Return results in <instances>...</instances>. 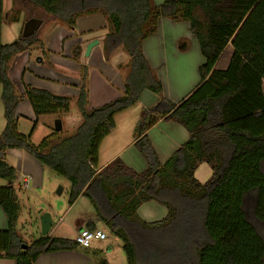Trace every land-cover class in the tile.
<instances>
[{"label":"trees","instance_id":"16d2710c","mask_svg":"<svg viewBox=\"0 0 264 264\" xmlns=\"http://www.w3.org/2000/svg\"><path fill=\"white\" fill-rule=\"evenodd\" d=\"M30 8L42 9L70 29L83 15L102 14L110 27L104 37L106 60L121 46L130 57L125 93L93 109L88 69L82 65L76 99L82 122L74 132L55 130L39 144L31 141V133L19 132L18 104L29 100L35 127L43 115L68 113L72 100L30 85L23 96L16 92L9 64L39 41L38 32L4 44L2 26ZM163 17L188 21L206 59L200 85L178 104L165 98L163 84L142 51L143 41ZM229 45L233 54L228 67L215 69ZM80 52L75 48L76 57ZM263 81L264 0H171L160 6L151 0H13L7 16L0 11V102L6 120L0 153L22 149L65 177L69 204L80 196L91 201L122 241L127 264H264ZM146 90L160 96L146 111L136 142L147 168L136 172L116 158L98 172L99 145L114 128L115 115L136 105ZM162 118L181 124L190 135L164 164L145 134ZM203 162L213 170L204 183L195 178ZM16 178V169L0 157V179L8 182L0 186V208L8 221V228L0 230V258L35 264L44 254L81 248L76 239L47 235L28 244L19 237ZM152 200L168 212L162 220L147 222L137 211ZM96 264L110 263L100 258Z\"/></svg>","mask_w":264,"mask_h":264},{"label":"crops","instance_id":"0c3cea01","mask_svg":"<svg viewBox=\"0 0 264 264\" xmlns=\"http://www.w3.org/2000/svg\"><path fill=\"white\" fill-rule=\"evenodd\" d=\"M151 1L154 6H160L164 2L171 0ZM12 8L13 0H0V11L3 10L6 16ZM21 16L22 14H20V17L17 21L20 20ZM25 17L26 16H24V18ZM166 20L172 23L186 24L189 31L191 32L190 23L188 21H173L170 18H160L155 33L148 36L143 41L142 51L150 66L156 72L157 78L163 84V95L165 96V98L172 103L178 104L200 85V67L205 64L206 59L201 54L199 41L193 34L191 38L187 39V41L184 38L176 41H171L166 36L164 30V22ZM41 22L42 20L37 18L35 15L27 21L26 19H24L22 22V28L19 33V37H16V40H18L21 36L38 32L41 29ZM52 23L53 24H50L47 29L44 28V31H42L41 33L40 39L44 43V47H39V50L46 53L37 55L50 57L52 64L54 65L55 73L51 77L46 72L47 70L39 72L37 71L38 66H35L36 70H33L29 67L31 56L35 50L32 51L31 49H29L25 52L17 54L15 57H13L9 64L8 73L18 95L23 96L25 94V86L30 85L36 88L48 90L56 95L70 97L72 100L71 107L72 105H74L77 108L76 99L81 84L82 65H85L87 67L89 74V109L101 107L105 104H108L109 102L117 99L125 93V71L128 68L130 57L127 55V53L121 51L119 47L117 51L110 57V59L106 60L104 53V37L109 32L110 27L106 18L102 14H87L79 17L75 29H70L65 25L63 26V24L61 23ZM57 26L60 30L57 38L62 42L60 51L46 48L45 46L48 40L46 32H53L57 28ZM66 28L67 30H65ZM1 35L3 36V33ZM50 39L51 38H49L48 42L50 41ZM95 39L99 40V44L92 48L89 56H85L87 45ZM152 41L159 42L158 46L160 48L170 50L173 59L186 60L184 79H170L165 82L161 72V70L165 67V62L161 60V62L157 65L153 62L151 56L148 55V45ZM77 47L81 49L78 57H76L74 54V50ZM181 47L185 50L181 51ZM229 48L232 49L231 53L225 58V60L222 61L224 52H226ZM192 49L199 50V58H194L189 55V52ZM232 54L233 48L229 45L220 55L214 68L218 70L226 69L230 63ZM62 75L64 76V79H59V77L62 78ZM193 76L195 77L194 80L192 79ZM146 91L143 92L140 99H142V97L146 94ZM159 100L160 97L158 98L149 95L148 100H146L148 101V108H143L144 111L141 112L142 116L140 119L139 116L136 115L132 116L131 114H123L124 112L129 111V109L125 110L121 114L119 113L115 115L113 130H111L108 135L103 138L99 145L95 166L98 172L105 168L116 158H121L127 166H129L136 172H143L147 168V162L145 158L141 155L136 147V142L141 136L139 133L138 123L143 120L142 118H144L146 111L157 105ZM16 116L19 132L26 135L30 133L33 134L37 126L36 125L34 127L33 125L36 120V116L29 100L23 99L18 104L16 109ZM43 116L38 119V123ZM51 116H53L55 120L58 119L57 116ZM72 118L75 120H73ZM59 119H61L62 122L61 131H67V134L74 132L82 122V116L79 110L77 113H73L72 116L71 112L69 111L64 115H61ZM70 121H72V123ZM69 123L72 126L66 129V125ZM5 125L6 120L4 117V106L2 102H0V134L3 132ZM50 128L51 133L55 131V128ZM119 128L121 130L117 131V129ZM145 134L149 137L162 164H164L171 157L174 151L180 145L185 143L190 137L188 131L184 126L175 121H166L163 118L159 119L157 123L150 126L146 130ZM0 157L16 169L17 178L13 183L15 189V183L17 182H21L23 187H25L24 178L26 176L30 177L29 186L27 188L30 187L31 182L33 183V186H43L44 170L42 168V165L29 153L22 149H8L6 152L0 153ZM212 174L213 170L207 162L201 163L195 170V178L202 183L209 180ZM82 197L84 196H80L72 205L69 204L63 215L59 217V223L65 221V216L67 217V215H69V211L71 212V210L76 207L79 201H81ZM51 208L48 212L51 214L53 227V212L59 213V211H52L53 208ZM137 212L143 220L147 222H154L162 220L167 215L168 211L164 205L152 200L143 203L138 208ZM42 214L43 213H40V215L37 216L39 228L41 231V236L39 237L38 234L28 235L27 233H25V230L18 228L17 223L18 235L26 243L31 244L40 239V237H43L41 228ZM68 224L72 226L71 231L58 233L53 237L76 239L78 232L82 229L102 230L107 234V238L109 237L106 225L98 217L95 210L94 212L87 211V214L85 213L78 215L75 218H71L68 221ZM7 228V218L0 208V230H6ZM105 240H95L89 248L81 247L74 251H58L44 254L39 257L35 264H96L100 258H105L107 261H109L110 264H115V262L120 261L121 258L118 252H116L118 250L116 248L120 247V243H117L118 238L115 236L113 239H109V241L107 242H104ZM0 264H17V262L14 259L0 258Z\"/></svg>","mask_w":264,"mask_h":264},{"label":"rangeland","instance_id":"374dc122","mask_svg":"<svg viewBox=\"0 0 264 264\" xmlns=\"http://www.w3.org/2000/svg\"><path fill=\"white\" fill-rule=\"evenodd\" d=\"M24 13V14H23ZM22 16L19 21H6L3 23L2 26V33L1 40L4 44L12 43L16 40V37H19V33L21 31L22 22L24 19L26 21L28 19H31V16L35 15L37 18L41 19V29L38 31V39L39 41L35 43L30 49L34 51V53L31 56V62L29 64V67L33 70H36L35 66H38L37 71L41 72L43 70H47L46 72L49 74V76L52 77V75L55 73L54 71V65L52 64L50 57H45L42 55L37 54H45L46 52H42L39 50V47H44V43L41 41V33L44 31V28L47 29L50 24H53L52 22H56L55 24H60L61 22L57 19H54L51 15H49L47 12L43 11L42 9H31L28 11L21 12ZM30 15V16H29ZM24 16H26L24 18ZM108 22V21H107ZM62 24V23H61ZM64 26V25H63ZM62 28V27H61ZM67 30V28L65 29ZM56 32V33H55ZM46 32V36H48L50 41L46 42L45 46L46 48H50L53 50L60 51L61 49V41L57 38L58 33H60V30L57 26V28L51 32ZM37 48V49H35ZM119 49L121 51H124V53H127L123 46H121ZM181 51H184V48H180ZM39 52H38V51ZM232 49H227L226 52H224V57L222 59L225 60V58L231 53ZM50 54V53H49ZM53 54V53H51ZM128 55V54H127ZM129 56V55H128ZM221 61V62H222ZM221 64V63H220ZM221 66V65H220ZM223 66V65H222ZM128 68L125 71V75ZM57 79V78H56ZM59 79H64V76L62 75V78L59 77ZM147 94V95H146ZM146 94L142 97V99H139L136 105H134L131 108H128L129 111H122L123 114L132 116L136 115L139 116V119L141 118V112L144 111L143 108L147 109L148 105L146 100H148V96L152 95L155 97H160L159 95L147 90ZM149 94V95H148ZM126 109V110H128ZM71 116L74 113H77V108L72 105L71 107ZM120 112V114L122 113ZM119 114V113H118ZM122 116V115H121ZM73 119V118H72ZM143 119V118H142ZM75 120V119H73ZM55 118L51 115L49 116H43L39 123L37 124L33 134H32V142L33 143H40V141L49 135L51 133V128H55ZM143 121V120H142ZM142 121L138 123V128L140 127ZM72 123V121H70ZM34 125V124H33ZM32 125V127H33ZM72 125L69 123L66 125V129L71 127ZM120 126V125H119ZM55 130V129H54ZM113 130V129H112ZM121 129H117V131H120ZM67 131H64L66 133ZM108 135V134H107ZM106 135V136H107ZM105 136V137H106ZM44 170V177H43V186H33V183L31 182L30 187L26 188L23 187L22 183L17 182L15 183L16 187V194L20 201V212H19V218H18V228H21L22 230H25V233L28 235H37L38 237L41 236V231L39 228V223L37 216L40 215V213H49L50 208L52 207V211H59L53 212V227L50 230V236H56L58 233H65L69 232L72 229V226L68 224V221L71 218H75L78 215L81 214H87V211H93L94 207L91 203V201L87 197H82L81 201L76 205L74 209L69 211V215L67 217L65 216V221L62 223H59V217L63 215V213L66 211V209L69 206V190H70V182L63 176L59 175L56 171L42 166ZM7 185V182L3 179H0V186ZM51 208V209H52ZM59 223V224H57ZM58 225V226H57ZM25 226V227H22ZM57 226V227H56ZM64 230V231H63ZM107 231L109 233V237L104 241L107 242L109 239H113L115 235L107 228ZM118 238V237H117ZM117 243H120V247L116 248L118 249L116 252L120 255V261L115 262V264H127V257L125 255V252L123 250L122 241L118 238ZM122 261V263H121Z\"/></svg>","mask_w":264,"mask_h":264},{"label":"clouds","instance_id":"9594fccd","mask_svg":"<svg viewBox=\"0 0 264 264\" xmlns=\"http://www.w3.org/2000/svg\"><path fill=\"white\" fill-rule=\"evenodd\" d=\"M164 30L166 36L171 41H176L184 38L186 41L191 38L192 33L189 31L186 24L172 23L170 21L164 22ZM157 41H152L148 45V55L151 56L155 64H159L161 60L165 62V67L161 70L165 82L170 79H184L185 77V59L176 60L171 56L170 50L162 49L158 46ZM189 55L194 58H199L200 53L198 49H192ZM194 80L195 77L193 76Z\"/></svg>","mask_w":264,"mask_h":264},{"label":"built area","instance_id":"2783aa9c","mask_svg":"<svg viewBox=\"0 0 264 264\" xmlns=\"http://www.w3.org/2000/svg\"><path fill=\"white\" fill-rule=\"evenodd\" d=\"M30 177L26 176L24 178V186L27 188L29 186ZM107 234L98 229H82L78 232L76 236V241L81 245V247L89 248L95 240H105Z\"/></svg>","mask_w":264,"mask_h":264},{"label":"water","instance_id":"95a60500","mask_svg":"<svg viewBox=\"0 0 264 264\" xmlns=\"http://www.w3.org/2000/svg\"><path fill=\"white\" fill-rule=\"evenodd\" d=\"M28 36V35H25ZM99 44V40L95 39L93 41H91L86 48L85 51V56H89L91 53L92 48H94L95 46H97ZM55 130L56 131H61L62 130V122L61 119H56L55 121ZM52 227V217L50 213H44L41 216V228H42V235L43 236H47L50 233Z\"/></svg>","mask_w":264,"mask_h":264}]
</instances>
